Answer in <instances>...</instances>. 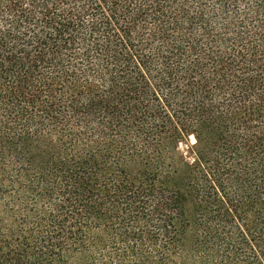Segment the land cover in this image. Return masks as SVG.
Masks as SVG:
<instances>
[{"label":"trees","instance_id":"1","mask_svg":"<svg viewBox=\"0 0 264 264\" xmlns=\"http://www.w3.org/2000/svg\"><path fill=\"white\" fill-rule=\"evenodd\" d=\"M0 264H264V0H0Z\"/></svg>","mask_w":264,"mask_h":264},{"label":"rangeland","instance_id":"2","mask_svg":"<svg viewBox=\"0 0 264 264\" xmlns=\"http://www.w3.org/2000/svg\"><path fill=\"white\" fill-rule=\"evenodd\" d=\"M194 141H195L194 137L191 136L190 137V144H193ZM181 150L182 151H186L187 150V146L186 145H181Z\"/></svg>","mask_w":264,"mask_h":264}]
</instances>
